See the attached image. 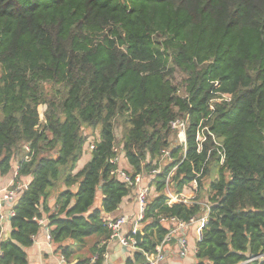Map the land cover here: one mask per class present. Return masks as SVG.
<instances>
[{
	"label": "trees",
	"instance_id": "trees-1",
	"mask_svg": "<svg viewBox=\"0 0 264 264\" xmlns=\"http://www.w3.org/2000/svg\"><path fill=\"white\" fill-rule=\"evenodd\" d=\"M176 72L185 76L184 97ZM119 117L132 176L155 168L178 119L189 123L185 151L172 152L178 193L194 182L201 190L219 163L208 212L199 196L193 205L168 203L172 165L157 177L142 242L125 264H149L174 227L161 219L188 223L206 212L195 264H264V0H0V175L22 149L14 186L33 178L13 207L0 264H28L45 215L65 264H104L112 234L104 215L134 193L113 162ZM84 127L99 128V138L75 173ZM60 182L52 212L48 199ZM92 239L89 256L79 257Z\"/></svg>",
	"mask_w": 264,
	"mask_h": 264
},
{
	"label": "crops",
	"instance_id": "crops-1",
	"mask_svg": "<svg viewBox=\"0 0 264 264\" xmlns=\"http://www.w3.org/2000/svg\"><path fill=\"white\" fill-rule=\"evenodd\" d=\"M121 152L122 153L120 159L127 162L123 150ZM84 154L89 155V157L87 158L85 163L82 164L80 167H78V165L76 166L75 173L80 171L91 160L92 152L90 150L88 151V153H84ZM23 157H24L23 154L17 153L12 162L11 172L6 176L0 175V196L5 195L7 192L14 193V201L13 202L6 201L1 208L2 210L1 213L3 214V216L6 217V219L2 223V231L0 232V245L2 242L10 238L11 227H10L9 219L11 213L13 212V207L20 198L23 191L26 189V187H28V185L31 183L33 179L31 176L22 177L20 181L17 183V186H14V182L19 171V164L23 159ZM121 160L118 163L119 169L125 171H131V168L128 165V163L123 162V164L124 163L126 164L124 166ZM63 190H65V186L61 184V182L55 189L51 190V194L48 199V207L52 212L55 210L56 197ZM72 190L75 192L77 190V187H74ZM152 193H156V188L153 185H152ZM97 207H101V206H97ZM137 212H138V204L136 200V195L135 193H133L131 196L124 199L123 203L115 213L109 215L105 214L104 217L105 220L117 219L121 217L127 218L128 220L127 225L122 230V234L125 236L129 234V232L133 229ZM48 224L49 223H48L47 215H45L44 225L42 226L39 233L36 235L34 239V244L32 245V247L26 250L28 256V264H65L66 260L65 262L62 260V255L58 251V245L54 244L53 242H51V240L48 239L49 234L47 230L50 231ZM173 229H175V226L173 227ZM182 238H186L188 241V246H187L188 249L185 256H182L181 254L180 240ZM198 241L199 240L197 235V225H192L188 227L185 231L182 230V231L174 232L172 234L171 242L165 246L164 249L165 261L163 264H195L196 263L195 249H197L196 245ZM94 242L95 240L93 239L88 240L86 247L79 252L80 254L79 257L89 256V249L91 248ZM67 244L74 246L76 245L73 241H68ZM136 250H137L136 248L124 247L119 241L108 242L107 253L105 256L104 264H125L129 258L133 257V254ZM1 255L2 252L0 249V257ZM76 261L77 260L75 259L74 262Z\"/></svg>",
	"mask_w": 264,
	"mask_h": 264
},
{
	"label": "built area",
	"instance_id": "built-area-1",
	"mask_svg": "<svg viewBox=\"0 0 264 264\" xmlns=\"http://www.w3.org/2000/svg\"><path fill=\"white\" fill-rule=\"evenodd\" d=\"M224 98H227V97H224ZM213 109L214 108L212 107V110ZM188 124H189L188 118L178 119L172 124V129L177 131L178 136H179L180 145L181 147H183L184 151L187 147ZM94 149L95 147L91 146V151H93ZM175 149H178V148H175ZM175 149L170 148V149L163 150L160 160L156 162L155 168L151 172L147 173L148 174L147 177L144 176L146 174L132 176L127 171L118 169V171L116 172V177L123 183L127 184L129 187L133 188V191L136 195L137 204H138V212H137V216L135 219L133 229L129 232V234L125 236L122 234V230L127 225V222H128L127 218L121 217L117 219L107 220L108 228L112 231L109 242L119 241L126 248H136V244H137L136 236H137L138 231L140 230V225L142 224V221L144 220L145 209L149 201L148 197L152 193V185L155 187L157 177L161 175L165 171V169L171 165L173 166V168L171 169V171L165 178V193L169 197L168 203L170 205H173L175 203H184L187 205L195 204L194 200H193L194 202L190 201L191 197L187 196L185 191L183 193H178V190H177L178 185L176 183L173 184V181H174L173 177L176 173V170L178 169V165H177L178 160L172 156V152ZM24 150L27 153L24 159L28 161L30 160L29 154L31 153L30 145L27 144L26 146H24ZM115 152L118 154L117 149H115ZM119 160H120V157L117 155V158L114 159L113 162L115 164L116 163L118 164ZM223 160L224 159L222 158V163H223ZM146 179L148 181L147 183L145 182ZM193 184H195L194 187H196L197 185L196 182H194ZM6 201L13 202L14 193L7 192L5 195L0 196V207L1 208ZM209 208H207V212L209 211ZM207 212L202 217L194 218L188 223L178 221L175 218L161 219L162 224L169 225V226L173 225L175 226V229L172 228L170 230V233L164 238V240L158 246L156 254L147 256L148 263L149 264H163L164 263L165 261L164 249H165V246L171 242L172 234L174 232H178L182 230L185 231L188 227L192 225H197V235H198V240L200 241L202 238V229L204 228L206 221H207ZM13 215H14V212L11 213L10 218ZM5 219L6 217L3 216V214L1 213L0 222L3 223ZM41 225L42 226L44 225V220L41 221ZM47 231L49 234L48 239L51 240L50 231L49 230ZM105 244L106 243L103 242L101 245H105ZM180 246H181V254L182 256H185V254L187 253V249H188L187 248L188 241L186 238H182L180 240ZM195 253H197V249H195ZM62 260L65 262L64 257H62Z\"/></svg>",
	"mask_w": 264,
	"mask_h": 264
},
{
	"label": "rangeland",
	"instance_id": "rangeland-1",
	"mask_svg": "<svg viewBox=\"0 0 264 264\" xmlns=\"http://www.w3.org/2000/svg\"><path fill=\"white\" fill-rule=\"evenodd\" d=\"M173 83L177 86V88L179 89V95L180 96H185V76L183 74H181L180 72H176L173 76ZM46 90H47V93H49V95L53 94L52 90L50 89V87H46ZM223 101H229L228 98H221L219 100H216L215 103H222ZM215 108V107H213ZM39 114H40V119H41V123L44 124L45 123V112L47 110V106L46 105H41L39 106ZM115 126H116V137H117V141H118V145L116 147V149L118 150V156L121 158V151H122V143H123V138H124V135L126 133V130L128 128V125L126 123V120L125 118L123 117H119L118 120L116 121L115 123ZM207 131V129H204L203 132V136H201V140L202 141H205V132ZM99 132H100V129L97 128V129H90L89 127H84L83 130H82V134L83 136H86L88 138V141L85 145V153H88L89 150H91V146L94 145V142L99 138ZM170 147L171 148H182L181 145H180V142H179V136H178V133L176 130H174V134L172 133L171 137H170ZM18 154H23V150H19ZM48 156H53V153H47ZM219 156H221V154L219 153ZM89 157V155H86L84 154L83 158L78 162V167H80L82 164L85 163V161L87 160V158ZM121 160V159H120ZM119 160V161H120ZM122 164L123 160H121ZM127 163V162H125ZM123 164L124 166L126 164ZM217 164H219L218 162L216 163V161H212L211 165H210V175L208 177H206L204 180H203V186H202V189L201 190H197L198 189V186L196 185V187H194V185L192 184L189 188L186 189V194H188L187 196H190L191 199L190 201L191 202H194L193 200L195 199V197H200V200L198 201L197 199V202L199 204H201L202 206V209L205 211L207 210V208H209L211 205L208 201V196H209V189H210V185L213 181H215L218 177V173H217V170H218V167H217ZM168 165V164H167ZM130 175H132L133 173L131 171H127ZM148 174L145 175V177H147ZM145 182L147 183V179L145 180ZM176 182L173 181V184H175ZM196 190L198 192H196ZM157 196V193H151L149 195V201H151L153 198H155ZM101 201H102V195L99 194L98 197H97V200H96V205L97 206H101ZM205 215V214H204ZM142 227L143 225L141 224L140 225V230H142Z\"/></svg>",
	"mask_w": 264,
	"mask_h": 264
},
{
	"label": "water",
	"instance_id": "water-1",
	"mask_svg": "<svg viewBox=\"0 0 264 264\" xmlns=\"http://www.w3.org/2000/svg\"><path fill=\"white\" fill-rule=\"evenodd\" d=\"M142 238H143L142 231L139 230L138 233H137V236H136L137 244H140L142 242Z\"/></svg>",
	"mask_w": 264,
	"mask_h": 264
}]
</instances>
